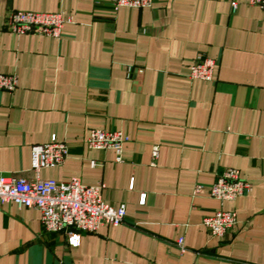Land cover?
I'll list each match as a JSON object with an SVG mask.
<instances>
[{
	"label": "crops",
	"instance_id": "obj_1",
	"mask_svg": "<svg viewBox=\"0 0 264 264\" xmlns=\"http://www.w3.org/2000/svg\"><path fill=\"white\" fill-rule=\"evenodd\" d=\"M113 1L0 0V74L18 80L0 90V176L32 178V146L55 137L68 156L39 177L101 185L102 200L126 211L120 225L71 240L45 232L38 211L4 204L0 264H264V10L153 0L113 12ZM14 11L68 21L59 38L15 34ZM198 55L215 61L212 81L189 78ZM92 129L128 137L119 161L87 147ZM227 168L250 190L219 202L209 189ZM217 210L237 214L221 238L202 225Z\"/></svg>",
	"mask_w": 264,
	"mask_h": 264
},
{
	"label": "built area",
	"instance_id": "obj_2",
	"mask_svg": "<svg viewBox=\"0 0 264 264\" xmlns=\"http://www.w3.org/2000/svg\"><path fill=\"white\" fill-rule=\"evenodd\" d=\"M153 0H114L113 12L120 7L131 9L149 8ZM250 4L264 10V0H250ZM232 12L237 8L234 0L230 1ZM68 20L62 12L44 13L14 11L6 18L8 30L15 34H39L59 38L62 28ZM215 61L198 55L190 67L189 78L212 81ZM134 69L129 70V76ZM141 74L139 68L134 71ZM133 80H135L133 78ZM15 75L0 74V90L9 93L17 88ZM128 137L120 131L92 129L86 140L87 147L93 150H114L120 160L123 145ZM68 156V146L56 141L55 137L45 144L34 145L30 151V169L32 178L23 176H0V206L8 203L18 208L34 209L40 213L42 227L47 233L65 232L73 240L77 232L93 234L103 226H118L126 217L125 207L117 208L105 203L101 197V185L86 186L77 178L68 181L41 179L42 169L60 166ZM152 159L158 156V149L151 151ZM92 167L96 162L91 161ZM200 189L197 186L194 192ZM250 190V185L241 178L237 169L227 168L219 174L209 189L211 198L219 202H232ZM145 195L140 198L144 204ZM237 222V214L232 210H217L203 217L202 225L213 237H223ZM183 238L176 240L177 246L184 251Z\"/></svg>",
	"mask_w": 264,
	"mask_h": 264
}]
</instances>
